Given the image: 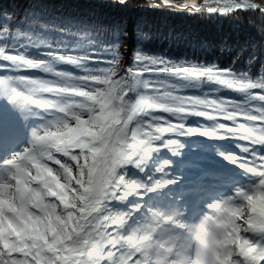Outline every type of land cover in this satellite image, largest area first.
<instances>
[{"label": "snow or ice", "instance_id": "6c2138e0", "mask_svg": "<svg viewBox=\"0 0 264 264\" xmlns=\"http://www.w3.org/2000/svg\"><path fill=\"white\" fill-rule=\"evenodd\" d=\"M203 5L192 0L191 8L225 15L259 11L264 16V0H203ZM25 41L30 38L19 28L10 30L7 21L0 25V96L24 105L28 123L21 131L30 130L22 139H0V264H162L137 246L134 228L127 227L141 206L127 212L114 207L146 187L118 169L140 167L158 150L156 141L177 143L164 139L163 133L196 134L193 128L185 131L183 123L165 121L168 126H161L163 118L156 111L181 121L188 115L231 121L232 126L219 123L198 133L248 142L241 147L247 155L239 163L233 156L225 158L244 170L249 187L236 188L234 196L215 207L239 216L226 206L229 199L243 200L250 212L264 214V71L254 77L245 70L174 61L140 49L122 65L119 34L92 49L79 42L73 48L63 42ZM71 51L76 54H67ZM57 65L72 70H57ZM24 69L52 78L20 74ZM205 82L210 85L207 92L201 87ZM221 88L239 98H209ZM182 90L202 95L177 94ZM9 144L15 146L6 151ZM163 183L156 181L148 191ZM245 236L249 238H237L234 252L221 264H264V238Z\"/></svg>", "mask_w": 264, "mask_h": 264}, {"label": "trees", "instance_id": "16d2710c", "mask_svg": "<svg viewBox=\"0 0 264 264\" xmlns=\"http://www.w3.org/2000/svg\"><path fill=\"white\" fill-rule=\"evenodd\" d=\"M138 4L134 0H123V3L121 0H0V25L7 21L10 30L19 28L30 38V41H25L26 43L40 45L41 42L44 44L63 42L72 45L73 48L77 42L89 49L96 45L103 46L119 34L122 65L129 64L133 54L140 49L145 54L174 61L212 62L222 68L232 67L234 71L245 70L254 77L264 71V16L259 11H233L225 15L195 11L191 5L177 1L167 5L159 1H150L146 7ZM67 54L75 55L76 52L71 51ZM56 67L57 70H72L70 65ZM20 74L52 78L50 74L38 70L24 69ZM201 87L203 92H207L210 85L205 82ZM177 94L202 95V92L182 90ZM215 96L225 99L239 98L231 90L222 88L209 98ZM208 111L211 115L217 116L212 109ZM154 115L163 118L161 120L163 127L168 126V123H165L167 121L173 125L183 123L185 131L187 128L196 130V134L188 135H177L171 131L161 134L164 139L171 138L177 141L174 145H168L175 149L177 155L186 150L194 155L207 150L214 156L222 158L232 153L231 148L241 149L248 144L243 140L216 139L198 134L212 131L219 123L232 126L231 121L223 120L219 116L216 120H209L206 117L188 115L181 121L170 113L156 111ZM148 120L149 118L145 117V122ZM145 131L152 130L145 128ZM218 131L223 134V130ZM154 145L158 146V150L149 157L150 161L143 167V173H130L129 165L118 169V172L125 174L128 179L146 185L140 190L141 195L134 194L127 201L114 204L117 210L125 212L130 211L133 205L141 206L139 211L132 213L128 228L137 226L144 222L146 217L153 215L149 210L158 211L163 208L173 211L168 198L176 196V193L163 195L160 188L148 191L156 181H160L158 169L172 161L163 154L167 146L158 141L154 142ZM174 174V169L164 171L161 181L171 184ZM143 194H150L155 201L148 205ZM142 206L146 211H142ZM140 211L142 215L139 214Z\"/></svg>", "mask_w": 264, "mask_h": 264}, {"label": "clouds", "instance_id": "9594fccd", "mask_svg": "<svg viewBox=\"0 0 264 264\" xmlns=\"http://www.w3.org/2000/svg\"><path fill=\"white\" fill-rule=\"evenodd\" d=\"M216 204L220 203L209 205V211L195 223L178 219L176 211H156L158 217L149 215L133 227L137 246L162 264H221L234 252L238 237L249 238L245 233H251L264 238V214L259 210L252 213L243 200L229 199L226 207L236 209L237 216Z\"/></svg>", "mask_w": 264, "mask_h": 264}, {"label": "rangeland", "instance_id": "374dc122", "mask_svg": "<svg viewBox=\"0 0 264 264\" xmlns=\"http://www.w3.org/2000/svg\"><path fill=\"white\" fill-rule=\"evenodd\" d=\"M134 1L143 7H146L148 4H150V1L163 2V0ZM175 1L178 0H170V3ZM198 4H202V0H199ZM6 98V104L4 108L2 106V109L0 110V139H3L5 142H10L17 138V136L18 139H22L25 136V134L21 131L23 125L21 118H23L25 107L22 106L20 102H14L8 96ZM32 107L35 108V106ZM36 111L42 112L43 110L36 109ZM17 112H19V119L15 121L14 116ZM31 119L35 120L36 118L32 117ZM14 146V144H9L6 148V151ZM230 150L232 153L227 154L226 156H233L238 161V163L246 156V154L243 153L240 148H231ZM163 151L164 156L172 159V161L169 165L164 164L160 167L162 170L159 171V175L162 176L164 171H167L168 169H174L175 174L172 183H163V186L160 187V189L163 195L177 192V197H171L168 200L170 201V205L174 211L180 213L178 219L184 222L195 223L196 221L195 217L197 216V213L195 211L198 207L199 201H197V195H191V192L194 190L205 193V189L202 188H210L215 196L213 201H211L209 204L211 205L213 203H222L226 197L234 196L237 187L243 185L245 186L246 190L249 187L244 170L238 167V163L233 164L227 160L225 158L226 156L222 158L217 157L207 150H203L198 155L190 154L188 150L183 152L181 155H177L175 149L171 146L165 147ZM149 161L150 159L148 157L140 167H137L134 164H128V170L132 174H137L138 172L143 173V167H145ZM51 166L56 167L55 165ZM184 166H186L187 169H184ZM248 175L250 176L251 174ZM161 176L159 178L160 181L162 179ZM207 177L218 181L217 183L206 182V179H209ZM142 196L144 200L148 202V205L155 201V199L149 194H143ZM192 202L194 205H192ZM164 206L165 204L163 207ZM142 207V211H146V208L144 206ZM142 211H140V215H142ZM158 211H164L166 213L171 212L163 208Z\"/></svg>", "mask_w": 264, "mask_h": 264}, {"label": "bare ground", "instance_id": "6f19581e", "mask_svg": "<svg viewBox=\"0 0 264 264\" xmlns=\"http://www.w3.org/2000/svg\"><path fill=\"white\" fill-rule=\"evenodd\" d=\"M183 1L184 0H178L177 2H182L183 3ZM202 3H203V0H202ZM188 4V3H187ZM190 5V4H189ZM7 96H0V110L2 109V106H3V108H4V106H5V100L7 99L6 98ZM3 103V104H2ZM22 104V103H21ZM22 106H24L23 104H22ZM1 112V111H0ZM19 119V112H17L16 114H15V116H14V120L15 121H17ZM22 119V122H23V125H26L28 122L27 121H24V119L23 118H21ZM25 135H28V136H30V130L27 132V133H24Z\"/></svg>", "mask_w": 264, "mask_h": 264}, {"label": "water", "instance_id": "95a60500", "mask_svg": "<svg viewBox=\"0 0 264 264\" xmlns=\"http://www.w3.org/2000/svg\"><path fill=\"white\" fill-rule=\"evenodd\" d=\"M184 3L192 4V0H184ZM195 2L198 4L199 0H195ZM259 2V1H258Z\"/></svg>", "mask_w": 264, "mask_h": 264}, {"label": "flooded vegetation", "instance_id": "af4514ba", "mask_svg": "<svg viewBox=\"0 0 264 264\" xmlns=\"http://www.w3.org/2000/svg\"><path fill=\"white\" fill-rule=\"evenodd\" d=\"M259 1V0H258ZM220 6H223V5H220Z\"/></svg>", "mask_w": 264, "mask_h": 264}]
</instances>
